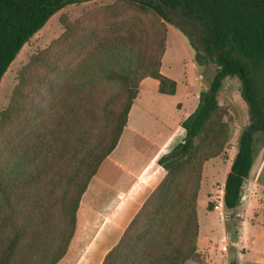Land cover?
Segmentation results:
<instances>
[{"label": "trees", "instance_id": "trees-1", "mask_svg": "<svg viewBox=\"0 0 264 264\" xmlns=\"http://www.w3.org/2000/svg\"><path fill=\"white\" fill-rule=\"evenodd\" d=\"M79 1L0 0V80L47 19ZM166 7L204 27L202 48L192 42L194 60L214 72L181 122L185 135L157 160L162 179L100 264H208L197 244V195L205 161L225 155L230 139L218 101L226 77L238 78L249 118L224 184L231 215L255 134L264 132V0H114L64 22L33 52L0 109V264H59L79 227L81 196L116 146L140 81L153 77L159 92L175 93L176 80L160 70ZM257 181L264 185V164Z\"/></svg>", "mask_w": 264, "mask_h": 264}, {"label": "crops", "instance_id": "crops-1", "mask_svg": "<svg viewBox=\"0 0 264 264\" xmlns=\"http://www.w3.org/2000/svg\"><path fill=\"white\" fill-rule=\"evenodd\" d=\"M169 77L173 78L171 75ZM198 79V87L195 91H191L189 106L186 107L182 99L177 98V81L174 94L159 92L158 80L153 77H144L140 81L138 95L130 106L126 125L116 146L102 160L81 196L79 227L70 250L59 264H100L105 253L117 242L133 215L165 173L158 164V158L185 135L181 122L198 105L200 90L208 86V82L206 84L202 82L200 74ZM181 108H184V111H181ZM239 134L240 132L235 136L237 140ZM260 147L259 151L255 146L253 164L244 180L242 197L237 208L246 205L249 197L256 190L264 191V185L257 181L264 164V144ZM236 151L237 145H233L224 157L218 156L205 161L197 195V211L201 205L202 183L207 179L212 181L210 180V188L206 189V197L203 198L205 207L208 209L207 201L211 200L218 204V208L212 207L213 210L221 209L218 198L221 197L223 200L225 179ZM215 184L218 186H214ZM217 187H220L221 192L218 197H216ZM258 199L264 206V196H258ZM223 206L224 211L228 212L224 201ZM262 210L264 211V207ZM234 217V214H230L225 219L232 221ZM256 218L257 214L253 213L251 219ZM252 226L258 231L261 244L264 245V223L258 222ZM214 232H218L219 235H204L205 240L201 247L198 244L199 227L198 247L204 251L208 264H229L230 257L239 244L237 237L239 231L235 229V236L228 228L224 231L216 228ZM230 243L233 246L231 249L227 246ZM261 248L262 251L258 250L256 254L259 255V261H264V247ZM233 260L235 262L234 258ZM250 264L259 263L255 261Z\"/></svg>", "mask_w": 264, "mask_h": 264}, {"label": "rangeland", "instance_id": "rangeland-1", "mask_svg": "<svg viewBox=\"0 0 264 264\" xmlns=\"http://www.w3.org/2000/svg\"><path fill=\"white\" fill-rule=\"evenodd\" d=\"M113 1L114 0H83L67 4L53 13L47 19L45 24L22 45L2 76L0 80V109L5 107L8 103L9 95L16 83L17 74L22 64L28 60L33 52L45 47L63 32L64 22H72L75 18L80 17L86 11ZM166 10L169 16V21L167 22L168 38L166 51L162 59L161 72L166 75L170 74L177 81V98H181L183 105L186 107L189 106L188 101L191 98V91H195L198 87V75L200 74V78H202L204 84L207 82L209 83L214 72V65L208 64L200 66L194 60L195 48L192 42L196 48H202L201 37L204 33V27L197 22L188 20L177 10L169 7H166ZM187 82L189 84H186ZM258 83H262V89L264 90V73H259ZM218 101L228 110L230 139L225 148L226 154L233 145H237V139L235 136L249 120L247 105L240 95V82L237 77L228 76L225 78L223 86L218 94ZM180 110L184 111V108H181ZM255 137V146L260 151V145L264 144V132L258 131ZM219 156L221 158L224 157V155ZM216 179L219 181V178L216 177ZM210 180H204L202 183L201 205L198 209L200 227V240L198 244L202 247L203 241L205 240L203 238L204 235H219L218 232H214V229L216 228L219 231H224L228 228L233 236H235V229H238L239 234L237 237L239 244L235 248L233 255L230 257L229 264H232V261H234L233 258L235 259L236 264H250L255 261H258L259 264H263L264 261H259V255L258 253L256 254V251H262L261 247H264V245L261 244L259 233L252 224L258 222L264 223V211L262 210L264 206L258 199V196H264V191L259 189L253 192L246 205L235 209L236 214L234 213V220L227 221L225 217L230 214L229 211L227 213L224 211L223 200L221 197L218 198L221 205L220 210H208L205 207L203 198L204 196L206 197V189L210 188ZM214 186H218V184H215ZM219 188L220 187L216 188V197L221 193ZM214 202L216 203V201ZM214 202H212L213 208L215 204ZM253 213L257 214L256 219H251ZM231 245V243L228 244V248L231 249L233 247ZM242 248L245 250H242Z\"/></svg>", "mask_w": 264, "mask_h": 264}, {"label": "built area", "instance_id": "built-area-1", "mask_svg": "<svg viewBox=\"0 0 264 264\" xmlns=\"http://www.w3.org/2000/svg\"><path fill=\"white\" fill-rule=\"evenodd\" d=\"M214 208H215V209L218 208V204H217V203L214 204ZM226 213H227V212H226Z\"/></svg>", "mask_w": 264, "mask_h": 264}]
</instances>
